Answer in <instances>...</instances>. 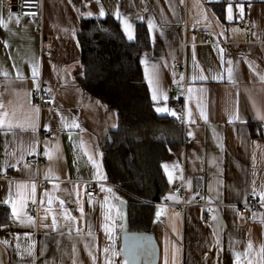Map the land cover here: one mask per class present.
Instances as JSON below:
<instances>
[{
    "label": "crops",
    "instance_id": "1",
    "mask_svg": "<svg viewBox=\"0 0 264 264\" xmlns=\"http://www.w3.org/2000/svg\"><path fill=\"white\" fill-rule=\"evenodd\" d=\"M6 1L0 0V17L6 25L0 26V112L15 116L12 129L7 123L0 127V206L10 212V219L0 229V241H8L0 243V264H94L93 255L95 264H105L103 249L113 241L103 226L111 223L105 219L107 215L115 216L116 210L109 208L113 203L123 215L116 219L117 251L125 247V237L135 234L142 238L135 264H234L237 256L241 264H264V204L259 197L264 186V120L257 115H264V0H43L42 18L22 17L16 8L7 9ZM229 3L231 21L225 11ZM237 5H243V15ZM101 7L104 18L99 17ZM117 10L134 24L135 39L139 25L147 28L149 18L155 25V43L143 58L155 72L159 100H152L154 108L169 109L167 114L156 113L171 115L175 111L172 102L181 99L184 103V145L161 163L170 169L176 166L175 179L169 183L161 167L167 189L162 193L157 189L160 202L155 205L163 211L159 218L155 215L151 231L143 234L128 230L130 197L109 181L105 168V148L111 132L118 129L113 126L119 123L118 112L104 107L75 81L81 73L78 33L82 20L114 18ZM244 20L250 22L248 30ZM45 40L48 55L42 57L41 42ZM219 48L224 49L223 59ZM229 60L233 81L228 79ZM174 62L184 64L183 73H174ZM32 65L39 72V88L51 94L58 108H39L33 94L37 89ZM198 105L205 109L207 120L201 117ZM237 114L240 119L230 122ZM32 123L36 132L31 130ZM45 125L50 131H45ZM41 133L51 137H41ZM34 142H38L35 154H29ZM46 142L51 159L44 155ZM86 152L101 165L99 171L106 179L97 177ZM21 154L23 159L16 164ZM39 154L44 160L28 163ZM6 160L16 167L6 165ZM89 181L99 183L91 202L85 191ZM18 184L27 186L20 219L12 216L7 203L18 199ZM179 185L184 189L176 193ZM101 186L112 188L119 199ZM201 189L206 203L215 205L216 219L210 226L201 222L203 208L181 210L163 205L166 201L192 203ZM46 191L52 196L51 205ZM169 193L178 199L166 200ZM252 196L262 207L242 214V205ZM29 204L36 205L34 216L25 214ZM65 210L71 219L65 217ZM29 246L33 248L31 257L27 255ZM126 259L132 258L123 252L113 258L114 264Z\"/></svg>",
    "mask_w": 264,
    "mask_h": 264
},
{
    "label": "trees",
    "instance_id": "2",
    "mask_svg": "<svg viewBox=\"0 0 264 264\" xmlns=\"http://www.w3.org/2000/svg\"><path fill=\"white\" fill-rule=\"evenodd\" d=\"M78 39L81 73L76 83L118 112V129L110 134L113 144L105 148L108 179L130 197L128 230L148 233L160 202L156 191L167 189L160 165L183 147L182 123L178 116L155 111L140 63L151 48L145 25L137 27L136 39L129 42L114 18L83 19ZM9 219V210L0 206V229Z\"/></svg>",
    "mask_w": 264,
    "mask_h": 264
},
{
    "label": "snow or ice",
    "instance_id": "3",
    "mask_svg": "<svg viewBox=\"0 0 264 264\" xmlns=\"http://www.w3.org/2000/svg\"><path fill=\"white\" fill-rule=\"evenodd\" d=\"M237 7L239 8L241 15H243V5H237ZM225 11L227 13V19L229 21H231L233 19V9H232V5L230 3L227 4V6L225 8ZM87 16L88 17L92 16V13L91 12L87 13ZM105 16H106V13H105L104 9L101 7L100 11H99V17L100 18H104ZM9 18L11 19V13H10ZM114 18L120 24L121 31L125 35L126 39L129 42H133L135 40L134 24L129 20L128 17L124 16L119 10H117L114 13ZM141 19H143V18L141 17ZM17 22H19V18L18 17H17ZM0 26H6L2 17H0ZM154 27H155V25L153 23V20L151 18H149L148 21H147V29H148V33H149L150 42L153 45L155 43ZM77 43H78V41H77ZM219 53L221 55V59H223L224 49L223 48H219ZM140 63H141V65L144 66L145 79L147 80V82L149 84V87L151 89L152 100H153L154 103H157L158 100H159V92H158V88L156 86L155 72L154 71H150V69L148 67V61H147L146 58H141L140 59ZM228 64L230 65L228 67V69H227L228 79L230 81H233V69L231 67L232 61L229 60ZM249 66L251 67V65H249ZM154 68H155V65H153V69ZM4 74L7 75V73H4ZM18 76H19V73H18ZM31 77H32V79L35 82L36 89L39 90V82H38L39 72H38V69H37V67L35 65L31 66ZM200 78L201 79H206V77H203V76H201ZM181 79H183V77H181ZM262 79H264V77H262ZM188 91H189V93H191L192 89L189 88ZM166 99L167 98L165 97V100ZM198 107H200V106L198 105ZM0 108H3V104H0ZM155 111L157 113H160V114L169 113V109H167L166 107H157V108H155ZM200 114H201V117L204 120H207V114H206V111H205V109L203 107H200ZM171 115L176 116L175 111H171ZM257 115H258V118L260 120H264V115H260L259 113H257ZM14 116H15V113L12 114V117H9V114L7 112H0V127L4 126L7 123V127L9 129H12L13 126H14L13 122H12ZM117 116H118V113H117ZM238 119H240V117L237 114L235 117L230 119V122H233V120H238ZM30 126H31V130L33 132L37 131L36 125L34 123H32ZM72 126L73 127H79L78 124H74ZM113 126L114 127H118V125H113ZM44 128H45V131H50V127L48 125H45ZM188 135L191 136L192 133L189 132ZM36 143H38V142H34L33 145L31 146V148L29 149V154H35ZM85 154L88 156V160L97 169V177L99 179H106V176L99 171L101 165L96 162V159L93 157V155L88 154L87 152ZM12 155H15V154L13 153ZM44 155L46 157H48L49 159L52 158L51 152L47 148V142H46ZM99 155L102 157L103 154L101 153ZM22 159H23V154H21L19 159L16 161V164H18L19 160H22ZM5 164L8 165V166H11V167H16V164H9V162L7 160L5 161ZM24 166L28 167L27 164H25ZM161 167L164 170V174L167 177L168 182L172 183L173 180L175 179L174 169H175L176 166H173V169H170L169 165L167 163H164V164L161 165ZM26 188H27V186L25 184H18L17 185L18 199L15 200V201H13L11 199L9 201H7V203H9L10 206H11L12 216L17 218V219H20V211L24 207ZM86 190H87V186H85V191ZM101 190L105 191L108 194H110L115 199H119V197H115V194H114L112 188H110V187L105 188V187L101 186ZM32 193H33V195L35 194V184L32 185ZM256 194H257L256 190H255V188H253V195H256ZM45 195L48 196V204L51 205L52 204V196H51V194H49L46 191ZM77 195H78V193H77ZM88 195H89V198H90L89 202H91V194L89 193ZM259 197H260L261 203L264 204V186H262V190L259 192ZM108 199H109V197L106 196L105 197V201L107 202ZM165 199L166 200H173V199H178V198L173 196L172 193H169L165 197ZM33 202H35V201L33 200ZM121 203H123L122 200H121ZM60 204H61V207L63 208L64 201H61ZM109 208H110V210L111 209H115L116 212H115V216L109 214V215H107L105 217V219L111 221V223L110 224H105L103 226L104 227V231H105L106 235L108 236V239L110 241H113L112 245H110L109 247H105L103 249V252L105 253V264H114L113 258L120 256L121 252H123L125 256H128V257L132 258L131 260H129V259L124 260L123 264H135V256L138 254L139 249L143 247V244L141 243L142 238L137 236V235H135V234H133L131 237H125V240H126L125 247L123 249L117 251V249L115 247V244H114V231H115V228H116V219L117 218L123 219V215L121 214L118 206L115 203L111 204L109 206ZM82 211H83V209L81 208V212ZM162 211L163 210L160 207L157 208L156 213H155L157 218H159L161 216ZM65 217L67 219H71V217L68 215L66 210H65ZM212 219L215 220L216 217L213 216ZM28 222L29 223L32 222V218L31 217L28 218ZM52 226L54 228L57 226V221H56L55 216H53V219H52ZM120 227L123 228L124 225L121 224ZM77 231L79 232V229H77ZM17 235H19V234H17ZM89 235H91V233H89ZM214 235H215V233H214ZM129 240H131L132 242L129 243ZM0 243L7 244L8 241H0ZM217 244H219V240H217ZM16 247H17V249H19V247H20L19 243H17ZM251 248H252V244H251V242H249L248 249L251 250ZM73 250H75V249H73ZM261 251L264 252V248H262ZM32 252H33V248L31 246H29V248L27 249V255L29 257H31ZM173 256H175V250L173 251ZM92 260H93V262L95 264L96 257L94 255L92 256ZM166 264H167V261H166ZM234 264H241V262L239 260V256H237V259L234 261ZM249 264H251V262H249Z\"/></svg>",
    "mask_w": 264,
    "mask_h": 264
},
{
    "label": "built area",
    "instance_id": "4",
    "mask_svg": "<svg viewBox=\"0 0 264 264\" xmlns=\"http://www.w3.org/2000/svg\"><path fill=\"white\" fill-rule=\"evenodd\" d=\"M4 6L12 10L16 8L17 12L22 17H38L42 18L43 16V0H7L4 3ZM243 26L246 30L250 27L249 20L243 21ZM48 47L49 44L47 40L41 42V55L42 57H46L48 55ZM173 71L176 74H181L184 72V64L181 62H174L172 65ZM172 90H175V86H172ZM34 97L36 99V102L40 109H55L58 108V104L56 103L55 99L51 96V94L43 87L39 88V90H35L33 92ZM173 110L178 112V119L180 122L184 121V103L183 100L178 99L173 102L172 104ZM41 137L44 138H50L51 135L49 133H41ZM34 160L36 162H40L44 160V157L39 154L36 159H29L28 163H33ZM87 186L86 194H91V197L98 194V185L99 183L94 181L86 182L85 184ZM116 188L120 189L118 186L114 185ZM184 189L183 185H179L176 189V193H181ZM121 190V189H120ZM163 205L168 206H174L177 209H185L188 206H195L200 207L205 210L203 216L201 217V222L204 226H210L212 224V216L214 212V204H208L205 201V191L204 189L199 190L197 193L195 199L192 203H188L184 200H182L179 203H171V202H163ZM262 207V204L257 200L256 197L252 196L250 197L247 202L242 205L241 207V213L246 214L250 209L258 210ZM36 212V205L35 204H29L26 209V216H34Z\"/></svg>",
    "mask_w": 264,
    "mask_h": 264
},
{
    "label": "water",
    "instance_id": "5",
    "mask_svg": "<svg viewBox=\"0 0 264 264\" xmlns=\"http://www.w3.org/2000/svg\"><path fill=\"white\" fill-rule=\"evenodd\" d=\"M108 140H109V144L112 145L113 144L112 137L109 136Z\"/></svg>",
    "mask_w": 264,
    "mask_h": 264
}]
</instances>
